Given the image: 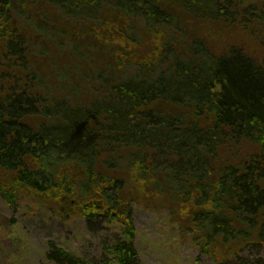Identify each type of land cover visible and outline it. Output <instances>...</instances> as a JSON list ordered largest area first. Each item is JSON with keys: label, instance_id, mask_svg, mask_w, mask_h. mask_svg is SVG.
<instances>
[{"label": "trees", "instance_id": "16d2710c", "mask_svg": "<svg viewBox=\"0 0 264 264\" xmlns=\"http://www.w3.org/2000/svg\"><path fill=\"white\" fill-rule=\"evenodd\" d=\"M230 30L255 50L219 40ZM22 195L121 225L103 264H141L131 197L167 199L214 264H251L243 253L264 248V0H0V197L15 208Z\"/></svg>", "mask_w": 264, "mask_h": 264}, {"label": "rangeland", "instance_id": "374dc122", "mask_svg": "<svg viewBox=\"0 0 264 264\" xmlns=\"http://www.w3.org/2000/svg\"><path fill=\"white\" fill-rule=\"evenodd\" d=\"M223 38L239 44L244 42L248 49L254 45L246 34L241 37L232 30L219 40ZM108 40L111 38L92 41L103 44ZM92 41L89 38V44L91 42V47L95 48ZM44 43L48 53L41 56L44 61L40 68L48 75L53 71L50 61L57 59L58 54L47 40ZM213 44L217 47L215 42ZM89 53L95 62L104 57L97 49H89ZM126 178L133 181L130 174ZM166 200L151 201L157 204L150 202L143 206L130 198L127 217L135 231L132 249L137 253V261L141 264H214L181 237L168 208V200L165 205ZM75 213L70 212L69 205L26 195H22L17 206L11 208L0 197V264H59L52 257L56 249L76 258L80 264H103L114 259L113 244L120 239L123 227L110 226L104 221L87 222ZM240 259L251 264H264V248L260 252L243 253Z\"/></svg>", "mask_w": 264, "mask_h": 264}, {"label": "bare ground", "instance_id": "6f19581e", "mask_svg": "<svg viewBox=\"0 0 264 264\" xmlns=\"http://www.w3.org/2000/svg\"><path fill=\"white\" fill-rule=\"evenodd\" d=\"M2 199H3V201L8 205L7 201H6L4 198H2Z\"/></svg>", "mask_w": 264, "mask_h": 264}]
</instances>
